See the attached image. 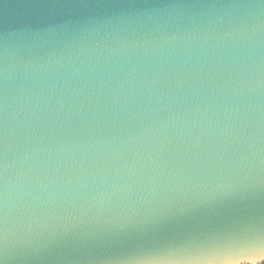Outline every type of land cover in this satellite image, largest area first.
Returning <instances> with one entry per match:
<instances>
[{"label": "water", "instance_id": "obj_1", "mask_svg": "<svg viewBox=\"0 0 264 264\" xmlns=\"http://www.w3.org/2000/svg\"><path fill=\"white\" fill-rule=\"evenodd\" d=\"M245 229L264 0H0L5 264H225L187 249Z\"/></svg>", "mask_w": 264, "mask_h": 264}, {"label": "snow or ice", "instance_id": "obj_2", "mask_svg": "<svg viewBox=\"0 0 264 264\" xmlns=\"http://www.w3.org/2000/svg\"><path fill=\"white\" fill-rule=\"evenodd\" d=\"M160 251L176 250L174 245H168ZM189 251L215 252L222 251L235 257L225 264H264V238L256 239L250 229L238 231L217 244H200L199 247L189 245ZM0 264H5V255L0 250Z\"/></svg>", "mask_w": 264, "mask_h": 264}]
</instances>
